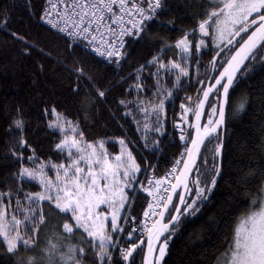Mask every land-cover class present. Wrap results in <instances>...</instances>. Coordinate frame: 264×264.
Returning <instances> with one entry per match:
<instances>
[{"label": "snow or ice", "instance_id": "obj_1", "mask_svg": "<svg viewBox=\"0 0 264 264\" xmlns=\"http://www.w3.org/2000/svg\"><path fill=\"white\" fill-rule=\"evenodd\" d=\"M18 8L55 47L13 27ZM138 44L149 55L129 63ZM0 47L54 60L78 100L70 111L40 94L35 127L30 103L0 107V264H164L177 226L203 211L224 178L229 114L250 106L233 94L264 71V0H9L0 4ZM93 63L118 78L105 86ZM186 89L195 95L181 98ZM109 123L125 135L108 136ZM98 125L103 135L89 131ZM259 133V159L234 174L211 220L224 251H207L205 264H264V121ZM166 141L179 156L157 175L152 161Z\"/></svg>", "mask_w": 264, "mask_h": 264}, {"label": "trees", "instance_id": "obj_2", "mask_svg": "<svg viewBox=\"0 0 264 264\" xmlns=\"http://www.w3.org/2000/svg\"><path fill=\"white\" fill-rule=\"evenodd\" d=\"M8 2L9 0H0V4ZM16 2H19V0H16ZM34 2H38V0H34ZM185 25L190 27L191 21L185 20L181 26ZM26 26L41 46L55 47L53 38L48 36L43 29L36 27L23 9H15L13 11V27L24 29ZM149 50V46L145 44L133 45L131 49L133 55L129 63L143 62V59L148 57ZM15 57L16 53L13 49L0 47V107L13 100L30 103L34 127L40 122L37 119L39 117V105L34 102L40 94L45 97L59 99L70 111L75 110L78 100L70 95V81L54 60L40 57L31 59H17ZM204 60L206 62V56ZM38 63L45 65L43 72L39 71ZM130 70L129 67L125 66L124 72L121 74H126ZM90 71L105 86L109 81L118 78L112 69L104 64L93 63L90 65ZM116 94L114 92L111 95L115 96ZM186 94L194 96L195 90L186 89L179 95L183 98ZM242 96L250 98V106L247 107L245 113H241L236 117H233L231 113L229 114L228 137H226L228 154L225 158L224 178L220 181L211 202L204 207L203 211L194 217L183 219L181 224L177 226L176 234L169 243L164 264H205L207 251L214 252L215 255H219L224 251L225 234L223 231H219L217 224L211 223V220L214 217L219 219L217 212L221 202L229 195V189H235L236 186L232 184V180L235 178L234 174L259 159L257 151L259 147L258 137L260 136L259 127L261 122L264 121V71L258 70L251 79L239 85L233 94V99L238 103ZM179 103V100L175 102V113L177 114L180 111ZM176 118L178 117L173 116L170 107L168 120L170 132L172 122ZM125 128L127 129V138L134 139V125H125ZM89 131L93 135L104 134L99 125L95 129H89ZM106 131L110 137L125 135L112 123L108 124ZM35 138L44 145V151L48 152L49 142L45 139L44 133L38 131ZM211 146V144L208 145L209 148ZM161 148L163 151L159 154V158L152 161L159 166L158 175L163 174L171 166L173 159L179 156V151L167 141L161 145ZM109 150L118 151L119 146L110 147ZM52 158L56 159L54 156ZM177 201L178 197L176 198ZM142 203H144L143 197L137 203V212L142 211ZM233 227H235V224H233ZM209 264H214V257Z\"/></svg>", "mask_w": 264, "mask_h": 264}, {"label": "water", "instance_id": "obj_3", "mask_svg": "<svg viewBox=\"0 0 264 264\" xmlns=\"http://www.w3.org/2000/svg\"><path fill=\"white\" fill-rule=\"evenodd\" d=\"M177 191H181V190H180V189H178ZM176 198H177V197H174V199H175V200H176ZM178 202H179V201H177V203H178Z\"/></svg>", "mask_w": 264, "mask_h": 264}, {"label": "built area", "instance_id": "obj_4", "mask_svg": "<svg viewBox=\"0 0 264 264\" xmlns=\"http://www.w3.org/2000/svg\"><path fill=\"white\" fill-rule=\"evenodd\" d=\"M170 167H171V166H169L168 169H169ZM163 174H164V173H163ZM163 174H161V175H163ZM157 175H158V174H157Z\"/></svg>", "mask_w": 264, "mask_h": 264}]
</instances>
